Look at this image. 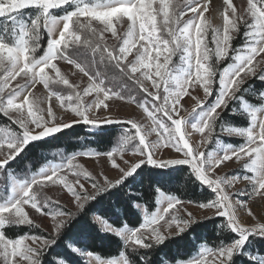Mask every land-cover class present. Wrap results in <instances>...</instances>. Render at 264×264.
I'll return each instance as SVG.
<instances>
[{
    "label": "snow or ice",
    "instance_id": "snow-or-ice-1",
    "mask_svg": "<svg viewBox=\"0 0 264 264\" xmlns=\"http://www.w3.org/2000/svg\"><path fill=\"white\" fill-rule=\"evenodd\" d=\"M210 3L211 0H0V116L8 121L0 124V264H43L47 250L86 205L123 184L145 164L158 168L186 165L213 198L183 201L157 189L156 211L145 208L142 224L132 230H127L126 225L123 230L117 229L94 214L95 223L121 235L125 242L123 260L91 254L99 264H132L127 258L129 250L152 249L184 233L197 222L187 207L183 208L184 215L180 214L178 206L186 203L214 209V216L224 218L219 227L235 236L227 243L222 240L213 247L200 246L194 256L178 259L175 264H233L234 256L242 252L249 237L264 238V222L247 207L248 201L233 202L227 190L237 182L247 181L250 188L236 195L264 200V92L257 98L260 111L249 110L243 95L252 88L250 84L245 88L249 81H264V0H246L242 12L233 0H222L221 26L205 15ZM42 29L48 40L43 54L36 58ZM109 37L118 43L109 45ZM238 37L241 42L234 46ZM177 54L179 67L172 68ZM58 59L73 65L87 78L83 89L62 73ZM225 61L228 63L221 67ZM117 79L119 87H114ZM56 84L66 86L68 91L53 89L51 86ZM36 85L47 90L45 99L34 94ZM197 86L202 87L204 98L192 96L195 105L191 119L199 110H204V115L190 124L189 118L181 115V101L191 95L189 89ZM132 88L143 94L138 107L146 113L149 125L131 118L96 115L101 109L110 110L109 101L135 102V96L129 94ZM213 92L216 97L212 106L204 109ZM85 97H92L91 102H86ZM53 99L76 119L69 122L58 118ZM234 100L248 112L249 126L237 128L221 123L219 131L239 135L244 143L219 151L208 149V145L218 142L217 122ZM76 123L92 128L122 124L123 131L116 146L105 152H75L31 176L18 177L8 169L30 143L55 136ZM193 132L200 136L196 144L192 142ZM163 149L176 155L165 157ZM129 151L134 157L131 160L126 158ZM80 156L105 157L110 170L118 175H94L77 162ZM230 161L242 162L240 171L231 178L217 174V169ZM50 186L65 191L71 207L48 197L45 189ZM237 205L253 217L252 225L241 222ZM30 211L51 217L48 234H6V228L12 226L39 228ZM54 259L57 264H67L61 258ZM139 259L147 264L149 258ZM91 264H97V259Z\"/></svg>",
    "mask_w": 264,
    "mask_h": 264
},
{
    "label": "trees",
    "instance_id": "trees-1",
    "mask_svg": "<svg viewBox=\"0 0 264 264\" xmlns=\"http://www.w3.org/2000/svg\"><path fill=\"white\" fill-rule=\"evenodd\" d=\"M241 39L238 37L233 41V45L239 44ZM47 40L48 35L42 29L39 39L40 47L35 53L36 58L43 54ZM226 63L228 62L225 61L221 67ZM249 84L252 88L243 93L244 98L249 104L258 107L260 101L257 98L261 92H264V81L251 80L245 88ZM234 108L235 111H233ZM6 123H8L7 119L0 116V124ZM221 123L237 128H247L250 119L249 115L241 110L239 102L232 101L222 113L221 120L217 122V133H220ZM122 131L123 125L120 124L105 126L96 131L85 124L73 125L55 136L30 143L7 167L18 177L31 176L50 163H55L61 156H70L75 152L108 151L116 146ZM223 140L230 144L235 143L234 140H227V138ZM0 183H2V175H0ZM157 189L168 195L178 196L183 201H207L213 198L207 188L202 187L190 174L186 165L169 168L142 165L123 184L98 195L86 205L85 209L63 229L56 242L47 250L43 264H57L54 257L63 259L67 264H86L80 252L98 253L100 258L105 259L125 258L122 255L125 243L118 236L103 232L93 221L92 216L96 214L104 217L117 229H124L125 225L131 230L136 229L142 224V217L136 210V205H143L149 212H155ZM191 205L197 206L196 204ZM223 219V217H213L195 223L181 235L172 237L152 249L139 252L129 250L127 258L132 261V264H144L140 261V256L149 258L147 264H165L166 261L175 264L178 259L186 260L194 256L201 245L213 247L222 240L226 243L231 241L235 234L223 231L219 227ZM41 232L47 234L39 228L29 226L6 228V234L12 236L25 233L40 234ZM69 245L78 251H74ZM256 256H264V238L249 237L242 252L234 256L233 264H258L253 259Z\"/></svg>",
    "mask_w": 264,
    "mask_h": 264
},
{
    "label": "rangeland",
    "instance_id": "rangeland-1",
    "mask_svg": "<svg viewBox=\"0 0 264 264\" xmlns=\"http://www.w3.org/2000/svg\"><path fill=\"white\" fill-rule=\"evenodd\" d=\"M174 2H176V0H174ZM233 4L238 8L239 12H242L243 9L246 7V0H233ZM221 5H222V0H211V3L209 4V13L205 14L206 16H208L212 20L213 24L216 26L222 25L223 8L221 7ZM213 10H215V11H213ZM57 14H60V12L58 11ZM185 19H187V17H185ZM125 28H126V25H125ZM107 43L109 45H116L118 42L109 37L107 40ZM162 59H163V57H161V60ZM56 63L60 67L62 73L68 76L71 83L79 85L80 89H83L86 86L87 78L83 77V75L81 73H79L78 70H76L73 65L68 64L67 62L61 61L59 59L56 61ZM223 63L224 62L221 63V66ZM179 64H180L179 54H177V56L173 57L172 65H170V67L178 68ZM73 73H75V75H73ZM110 75H111V73H110ZM119 84H120V81L118 79L113 82L114 87H119ZM51 87L55 90H60L62 92L68 91L66 86L60 85V84L52 85ZM33 91H34V94L36 96H39L41 99H45L47 96V90H45L42 85H36V87L33 89ZM189 92L191 93V95L185 96L181 101V103L183 104V108L181 109V115L189 118V120H190L189 123L191 124L194 122H198L200 119L203 118V115H204V110H199L198 113L195 116H193L191 119V109L195 105V101L192 99V96H198L201 99H203L204 93H203L202 87H199V86H197L194 89H189ZM129 94L135 96V102L127 101V100H125V101H119V100L109 101L110 110L106 112V111L101 109L96 113V115L101 116V117L102 116H111V117H117L120 119L131 118V119H136V120L140 121L141 123L145 124L146 126L149 125L150 120L147 118L146 113H144L142 108L138 107V103L141 102L144 98L143 94L139 93L135 88H132L130 90ZM215 97H216V93L213 92L212 96L209 98L208 103L204 106V109H208L212 106V103L214 102ZM85 100H86V102H91L92 97H85ZM234 102H235V100H234ZM237 102H239V101H237ZM52 104H53L54 111L56 112V115L58 118H60L62 120H67L69 122L76 119L74 114H72L70 111H65L64 109H61L58 106V104L56 103L55 99H53ZM239 104H240L241 110L243 112H245L246 114H248V112L241 107L240 102H239ZM248 105H249V110L260 111V108L255 107L249 103H248ZM42 106H46V104L42 105ZM77 124H83V123H76L73 125H77ZM85 125H87V124H85ZM113 125H118V124L103 125L100 128L105 127V126H113ZM120 125H122V124H120ZM92 129L96 131L99 128H92ZM217 136H218V142L214 141L213 144L208 145V149L214 150V151H219L222 149H226L228 146L235 147V146H239V145L244 143V138L240 137L239 135L226 134V133L220 132V133H217ZM50 137H52V136H50ZM50 137H48V138H50ZM223 138H227V140H232V141L234 140L235 143L234 144L227 143L225 140H223ZM45 139H47V138H45ZM151 139L154 140L155 136L151 137ZM199 139H200L199 134L193 132L192 133V142L194 144H196L199 142ZM42 140H44V139H42ZM201 150H204V149L202 148ZM162 155L165 157H170V156H175L176 153H174V151H172L170 149H163ZM64 157L65 156H61L55 163H50V164L54 165L57 163H61V162H63ZM126 158H128L130 160L134 158L131 151L126 153ZM77 162L79 164H82L85 168H87L89 171H91L94 175H98L99 173H102V172L104 174L108 175L109 178H115L118 175V173L115 170H110V165L107 162L105 157L80 156L77 158ZM241 163L242 162H234V161L227 162L226 166L222 165L219 169H217V174L222 175V176L227 175L229 178H231V175L233 173L240 171ZM49 165H47L45 167V169H47V167ZM249 188H250V186H249L247 181H240V182H237L231 188H228L227 190L229 191L233 202H235L237 200H247L248 201L247 207L252 209L254 216L257 219H260L261 222H264V200H260V198L249 199L247 195H236V193L238 191L244 192L245 190H248ZM45 193L52 200H59L62 204H66L67 206L71 207V205L68 204V201L70 200L69 195L65 191H62L58 186H50V187L46 188ZM157 207H158V204H157ZM178 207L181 208V212H180L181 215H184L183 208L187 207L188 211H191L193 213V215L197 218V222H195V223H198V222H201L204 220H208V219H205V217H209V219L216 217V216H214V211H215L214 209H202V208H199L198 206H194L191 204H184V205L178 206ZM135 208L140 213V215L142 217V222H143L145 207L143 205H136ZM237 215L241 219V222L246 224V225L250 226L255 222L253 217L248 216L246 209L242 208L238 205H237ZM30 216L34 220V222L39 225V229L43 230L47 234L51 231V228H50L51 217L50 216L49 217H42V216H39L38 214H35L34 211H30ZM161 223L163 224V222H161ZM195 223H193V224H195ZM19 226H29V225H19ZM98 226L103 232L112 233V234L118 236L119 238H121V240L124 242L121 235L115 234L111 231L103 230L100 227V225H98ZM29 227H31V226H29ZM33 228H35V227H33ZM127 230H131V229L127 228ZM162 230H165V229L162 228ZM176 236H179V235H174L172 237H176ZM201 246H206V245H201ZM199 249H200V247H199ZM80 254L83 258V261L86 264H91V261L93 259H97V264H99V259L96 257H93L91 254L84 253V252H80ZM123 259L124 258L121 257V258L115 259V260L120 261ZM253 259L258 264H264V256H256Z\"/></svg>",
    "mask_w": 264,
    "mask_h": 264
}]
</instances>
